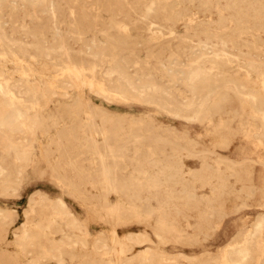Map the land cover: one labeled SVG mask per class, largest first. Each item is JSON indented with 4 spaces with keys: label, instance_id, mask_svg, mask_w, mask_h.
<instances>
[{
    "label": "rangeland",
    "instance_id": "1",
    "mask_svg": "<svg viewBox=\"0 0 264 264\" xmlns=\"http://www.w3.org/2000/svg\"><path fill=\"white\" fill-rule=\"evenodd\" d=\"M0 100V264H264V0H0Z\"/></svg>",
    "mask_w": 264,
    "mask_h": 264
},
{
    "label": "bare ground",
    "instance_id": "2",
    "mask_svg": "<svg viewBox=\"0 0 264 264\" xmlns=\"http://www.w3.org/2000/svg\"><path fill=\"white\" fill-rule=\"evenodd\" d=\"M228 1H229V0H228ZM11 6H12V5H11ZM50 13H51V12H50ZM51 16H53V15H51ZM212 24H213V23H212ZM216 24H217V23H216ZM223 34H224V33H223ZM1 37H3V36H1ZM3 38H4V37H3ZM203 39H204V38H203ZM4 40H5V39H4ZM4 40H3V41H4ZM5 41H6V40H5ZM7 42H8V41H7ZM9 43H10V42H9ZM220 43H221V42H220ZM3 45H4V44H3ZM9 45H10V44H9ZM202 45H203V44H202ZM5 46H6V45H5ZM9 47H11V46H9ZM9 47H8V48H9ZM44 49H45V48H44ZM48 50H49V49H48ZM51 51H52V50H51ZM56 51H57V50H56ZM46 52H48V51H46ZM79 53H80V52H79ZM42 54H43V53H42ZM46 55H48V53H46ZM44 56H45V55H44ZM93 58H94V57H93ZM69 62H70V61H69ZM71 65H72V64H71ZM71 70H72V69H71ZM199 71H200V70H199ZM26 72H27V71H26ZM194 72H195V71H194ZM22 73H23V72H22ZM109 73H110V72H109ZM192 73H193V72H192ZM107 74H108V73H107ZM193 74H194V73H193ZM193 74H192V75H193ZM73 75H75V71H74V74H73ZM196 75H198V74L195 73V76H196ZM70 76H72V75H70ZM198 76H199V75H198ZM64 78H65V77H64ZM76 78H77V77H75V79H76ZM190 78H191V76H190ZM192 78H194V75L192 76ZM197 78H198V77H197ZM26 79H27V78H26ZM61 79H62V78H61ZM109 80H110V79H109ZM29 81H30V80H29ZM29 81H28V82H29ZM22 82L24 83V81H22ZM69 82H70V81H69ZM72 82H74V81H72ZM76 82H79V81H76ZM76 82H74V83L76 84ZM17 83H18V82H17ZM64 83H65V82H64ZM29 84H31V83H29ZM77 84H78V83H77ZM11 85H12V84H11ZM13 85H14V84H13ZM13 85H12V86H13ZM15 85H16V84H15ZM20 85H21V84H20ZM33 85H34V84H33ZM79 85H80V84H79ZM12 86H11V88H12ZM16 86H17V85H16ZM16 86H14V87H16ZM21 86H22V85H21ZM21 86H20V87H21ZM25 86H26V83H25ZM37 86H38V85H37ZM71 86H72V85H71ZM73 86H74V85H73ZM88 86H90V85H88ZM126 86H127V84H126ZM74 87H76V86H74ZM77 87H78V85H77ZM242 87H243V86H242ZM29 88H30V87H29ZM35 88H36V87H35ZM69 88H70V87H69ZM138 88H139V87H138ZM8 89H9V87H8ZM16 89H17V88H16ZM20 89H21V88H20ZM26 89H27V88H26ZM45 89H46V88H45ZM47 89H48V87H47ZM1 90H2V89H1ZM18 90H19V89H18ZM22 90H23V88H22ZM28 90H29V89H28ZM38 90H39V86H38ZM38 90H37V91H38ZM83 90H84V89H83ZM89 90H91V89L89 88ZM130 90H131V89H130ZM138 90H139V89H138ZM20 91H21V90H20ZM23 91H24V90H23ZM32 91H33V90H32ZM42 91H43V90H42ZM45 91H46V90H45ZM132 91H133V89H132ZM16 92H17V91H16ZM33 92H34V91H33ZM38 92H41V90L38 91ZM53 92H54V90L52 91V94H53ZM80 92H81V91H80ZM95 92H96V91H95ZM25 93L27 94V91H26ZM30 93H31V92H30ZM91 93H92V91H91ZM36 94H37V93H36ZM45 94H46V93H45ZM45 94H44V95H45ZM94 94H95V93H94ZM96 94L98 95V93H96ZM141 94H142V92H141ZM32 95L34 96L33 93H32ZM32 95H31V97H32ZM44 95H43V96H44ZM46 95H47V94H46ZM48 95H49V93H48ZM50 95H51V94H50ZM53 95H54V94H53ZM142 95H143V94H142ZM20 96H21V95H20ZM20 96H19V97H20ZM23 96H24V94H23ZM35 96H36V95H35ZM95 96H96V95H95ZM105 96H106V95H105ZM140 96H141V95H140ZM140 96H139V97H140ZM4 97H6V96H4ZM99 97H101V96H98V98H99ZM102 97H103V96H102ZM193 97H194V96H193ZM6 98H7V97H6ZM42 98H44V97H42ZM47 98H48V97H47ZM50 98H51V97H50ZM103 98H104V97H103ZM107 98H108V97H107ZM134 98H135V97H134ZM136 98H137V96H136ZM1 99H3V98H1ZM7 99H8V98H7ZM34 99H35V98H34ZM45 99H46V98H45ZM48 99H49V98H48ZM48 99H47V101H48ZM140 99H141V98H140ZM192 99H193V98H192ZM11 100H12V99H11ZM7 101H9V100H7ZM43 101H44V100H43ZM45 101H46V100H45ZM89 101H90V100H89ZM93 102H94V101H93ZM191 102H192V101H191ZM9 103H10V101H9ZM43 103H45V102H43ZM90 103H91V102H90ZM47 104H48V103H47ZM10 105H11V104H10ZM45 105H46V103H45ZM12 106H13V105H12ZM43 106H44V104H43ZM96 106H98V105H96ZM190 106H192V105L190 104V105H189V108H190ZM21 107H22V106H21ZM44 107H45V106H44ZM47 107H48V106L46 105V108H47ZM38 108H39V107H38ZM183 108H185L184 105H183ZM191 108H192V107H191ZM185 109H186V108H185ZM185 109H184V110H185ZM6 110H8V109L6 108ZM15 110H16V109H15ZM39 110H40V108H39ZM25 111H26V110H25ZM25 111H22V110H21L19 113H22V112L25 113ZM35 112H36V111H35ZM35 112H34V114H35ZM4 113H5V106L2 104V102H1V100H0V120H1L2 116L4 115ZM22 114H23V113H22ZM34 114H33V115H34ZM41 114H42V113H41ZM48 114H49V113H48ZM33 115H32V116H33ZM23 116H24V114H23ZM35 116H36V115H35ZM19 117H20V116H19ZM21 117H22V116H21ZM36 117H37V116H36ZM42 117H43V116H42ZM39 118H40V116H39ZM203 118H204V117H203ZM19 119H20V118H19ZM25 119H27V117H26ZM29 119H30V118H29ZM34 119H35V118H34ZM34 119H33V120H34ZM44 119H45V118H44ZM20 120H21V119H20ZM39 120H40V119H39ZM17 121H18V120H17ZM17 121H16V122H17ZM23 121H24V120H23ZM31 121H32V120H31ZM41 122H42V121H41ZM185 122H186V121H185ZM187 122H188V121H187ZM21 123H22V121H21ZM21 123H19V124H21ZM36 123H37V121H36ZM38 123H39V121H38ZM38 123H37V125H38ZM25 124H27V123H25ZM31 124H32V123H31ZM31 124H30V126H31ZM197 124H198V123H197ZM16 125H17V123H16ZM22 125H23V124H22ZM39 125H40V124H39ZM18 126H19V125H18ZM24 126H25V125H24ZM32 126H33V125H32ZM34 126H36V125L34 124ZM24 128L27 130V127H26V126H25ZM32 128H33V127H32ZM38 128H39V126H38ZM46 128H47V127H46ZM33 129H34V128H33ZM33 129H32V130H33ZM35 129H37V128H35ZM90 130H91V129H90ZM34 131H35V130H34ZM34 131H33V132H34ZM33 132H31V133H33ZM34 133H35V132H34ZM91 137H92V136H91ZM101 141H102V140H101ZM13 152H14V151H13ZM22 157H23V156H22ZM22 157H21V159H22ZM100 157H101V156H100ZM23 158H24V157H23ZM21 159L19 158V160H21ZM243 159H244V158H243ZM252 159H253V158H252ZM248 160H249V159H248ZM22 161H23V160H22ZM245 161H246V159H245ZM250 162H251V160H250ZM0 171H1V170H0ZM106 177H107V176H106ZM1 187H2V186H1ZM2 188H3V187H2ZM9 189H10V188H9ZM13 191H14V190H13ZM4 192H5V191H4ZM4 192H2V193H4ZM31 200H32V199H31ZM29 201H30V200H29ZM31 203H32V202H31ZM60 203H62V202L60 201ZM65 204H66V203H65ZM62 207H63V206H62ZM62 207H61V208H62ZM64 208H66V206H65ZM64 208H63V209H64ZM69 208H70V207H69ZM63 209H61V210H63ZM69 210H70V209H69ZM113 211H114V210H113ZM67 212H69V211L67 210ZM70 214H72V213H70ZM73 214H75V213H73ZM67 216H68V215H67ZM75 216H76V215H75ZM75 216H74V217H75ZM53 217H54V216H53ZM58 217H59V216H58ZM63 217H64V216H63ZM68 217H69V216H68ZM55 219H56V218H55ZM73 220H74V219H73ZM75 220H76V219H75ZM69 221H71V220H69ZM77 222H78V221H77ZM76 226H77V225H76ZM64 227H65V226H64ZM61 232H62V231H61ZM138 234H139V233H138ZM140 234H141V233H140ZM154 235H155V234H154ZM130 236H131V235H130ZM156 237H157V235H156ZM158 238H159V237H158ZM134 239H135V238H134ZM136 239H137V238H136ZM142 239H143V237H142ZM131 240H132V239H131ZM144 240H145V239H144ZM50 241H51V240H50ZM97 241H98V240H97ZM58 242H59V241H58ZM114 242H115V241H114ZM134 242H136V241H134ZM138 242H139V241H138ZM136 243H137V242H136ZM70 244H71V243H70ZM54 246H55V245H54ZM57 246H58V245H57ZM103 246H104V245H103ZM103 246H102V247H103ZM52 247H53V246H52ZM97 247H98V246H97ZM104 248H106V247H104ZM117 248H118V247H117ZM58 251H59V250H58ZM106 251H107V250H106ZM53 252H54V251H53ZM118 252H119V251H118ZM148 252H149V251H148ZM49 253H50V252H49ZM156 256H158V255H156ZM171 257H172V256H171ZM183 257H184V256H183ZM143 258H144V257H143ZM169 261H170V260H169ZM169 261H168V262H169ZM166 262H167V261H166ZM149 263H150V262H149ZM260 263H261V262H260ZM62 264H63V263H62ZM130 264H131V263H130Z\"/></svg>",
    "mask_w": 264,
    "mask_h": 264
}]
</instances>
